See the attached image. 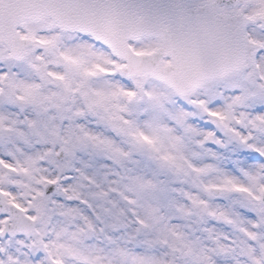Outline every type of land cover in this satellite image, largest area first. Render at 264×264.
<instances>
[{
  "label": "snow or ice",
  "instance_id": "1",
  "mask_svg": "<svg viewBox=\"0 0 264 264\" xmlns=\"http://www.w3.org/2000/svg\"><path fill=\"white\" fill-rule=\"evenodd\" d=\"M0 264H264V0H0Z\"/></svg>",
  "mask_w": 264,
  "mask_h": 264
}]
</instances>
